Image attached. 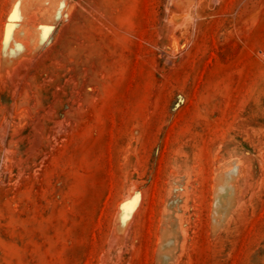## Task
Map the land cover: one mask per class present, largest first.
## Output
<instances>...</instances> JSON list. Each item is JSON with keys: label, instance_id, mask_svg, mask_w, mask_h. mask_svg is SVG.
I'll return each mask as SVG.
<instances>
[{"label": "rangeland", "instance_id": "obj_1", "mask_svg": "<svg viewBox=\"0 0 264 264\" xmlns=\"http://www.w3.org/2000/svg\"><path fill=\"white\" fill-rule=\"evenodd\" d=\"M190 10L0 0V264H264V0Z\"/></svg>", "mask_w": 264, "mask_h": 264}, {"label": "bare ground", "instance_id": "obj_2", "mask_svg": "<svg viewBox=\"0 0 264 264\" xmlns=\"http://www.w3.org/2000/svg\"><path fill=\"white\" fill-rule=\"evenodd\" d=\"M173 3H174V5H175V7L177 8V9H179V10H181V11H186V12H184V13H186V14H188L189 13V11L191 12V10H190V8L192 7L193 8V6H194V0H173ZM187 10H189L188 12H187ZM194 12V11H193ZM182 15H185V14H182ZM177 16V15H176ZM175 16V17H176ZM181 16V14L179 13V17ZM191 16V15H190ZM174 17V18H175ZM187 17H189L188 15H187ZM187 17H185V18H187ZM173 18V19H174ZM176 18H178V17H176ZM193 18V17H192ZM192 18H191V20H192ZM179 19V18H178ZM178 19H176V22H177V20ZM175 20V19H174ZM220 186V185H219ZM218 186V187H219ZM217 197H218V192H217ZM128 210H129V208H128ZM123 213V212H122ZM125 215H121L122 217V221L124 222V221H126L127 219H128V217L131 215H129V211L128 212H126V213H124ZM118 219H120V218H118ZM120 221V220H119Z\"/></svg>", "mask_w": 264, "mask_h": 264}]
</instances>
